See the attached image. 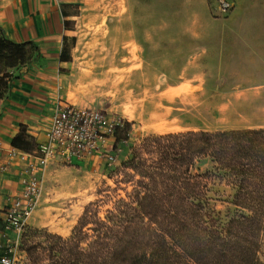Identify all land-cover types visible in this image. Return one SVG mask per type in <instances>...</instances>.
<instances>
[{
	"label": "crops",
	"instance_id": "0c3cea01",
	"mask_svg": "<svg viewBox=\"0 0 264 264\" xmlns=\"http://www.w3.org/2000/svg\"><path fill=\"white\" fill-rule=\"evenodd\" d=\"M232 1L219 17L215 0H132L142 42L127 47L126 76L151 84L142 96L158 98L160 121L181 131L264 129V0ZM68 10L55 0H0L4 36L35 47L0 98V254L3 211L22 187L8 151L22 127L37 144L45 139L71 63L61 59L72 56Z\"/></svg>",
	"mask_w": 264,
	"mask_h": 264
},
{
	"label": "trees",
	"instance_id": "16d2710c",
	"mask_svg": "<svg viewBox=\"0 0 264 264\" xmlns=\"http://www.w3.org/2000/svg\"><path fill=\"white\" fill-rule=\"evenodd\" d=\"M33 50L32 43L7 39L0 27V56L10 67L23 65ZM61 59L71 56L63 51ZM25 130L12 145L36 151L39 144ZM116 171L115 185L98 191L69 236L44 229L27 235L26 264H257L264 129L149 135ZM217 183L233 190L220 199L233 210L217 209Z\"/></svg>",
	"mask_w": 264,
	"mask_h": 264
},
{
	"label": "rangeland",
	"instance_id": "374dc122",
	"mask_svg": "<svg viewBox=\"0 0 264 264\" xmlns=\"http://www.w3.org/2000/svg\"><path fill=\"white\" fill-rule=\"evenodd\" d=\"M66 5L72 15L69 23L73 31L72 56L58 96L64 102L107 110L132 122L129 133L118 131L119 162L114 168L108 169L99 160L84 164L76 159L72 165L56 163L47 167L44 193L21 235L17 264H26L23 241L32 230L69 236L85 206L99 197L100 189L115 185L116 170L146 136L186 132L158 119V98L142 96L148 93L150 83L137 80L140 76H126L127 47L135 48L136 41L142 42L139 30L134 35L137 24L132 18V0H67ZM132 53L137 60L136 49L129 52L130 57ZM20 66L10 67L9 61L0 56V98L11 89L14 70ZM216 190L222 193L214 196L219 199L215 201L217 209L222 213L229 208L233 210V206L220 201L228 200L233 190L221 183H217ZM257 264H264V231Z\"/></svg>",
	"mask_w": 264,
	"mask_h": 264
},
{
	"label": "built area",
	"instance_id": "2783aa9c",
	"mask_svg": "<svg viewBox=\"0 0 264 264\" xmlns=\"http://www.w3.org/2000/svg\"><path fill=\"white\" fill-rule=\"evenodd\" d=\"M62 5L67 0H55ZM219 17L226 16L234 7L232 0H215ZM130 121L107 110L80 107L59 99L52 108L45 139L36 151L28 152L12 146L8 156L20 163L21 190L8 197L2 215L6 238L0 264H17L21 235L27 220L38 207L44 193V175L51 164L72 165L97 159L108 169L119 162L118 131L125 130Z\"/></svg>",
	"mask_w": 264,
	"mask_h": 264
}]
</instances>
